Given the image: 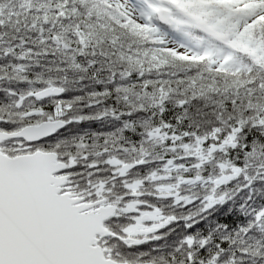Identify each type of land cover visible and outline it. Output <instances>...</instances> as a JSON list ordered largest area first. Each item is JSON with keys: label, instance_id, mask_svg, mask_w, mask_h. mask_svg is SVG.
<instances>
[{"label": "snow or ice", "instance_id": "1", "mask_svg": "<svg viewBox=\"0 0 264 264\" xmlns=\"http://www.w3.org/2000/svg\"><path fill=\"white\" fill-rule=\"evenodd\" d=\"M0 264H264V0H0Z\"/></svg>", "mask_w": 264, "mask_h": 264}]
</instances>
